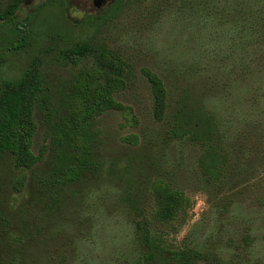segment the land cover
<instances>
[{
    "label": "rangeland",
    "instance_id": "374dc122",
    "mask_svg": "<svg viewBox=\"0 0 264 264\" xmlns=\"http://www.w3.org/2000/svg\"><path fill=\"white\" fill-rule=\"evenodd\" d=\"M93 1L29 0L17 12L26 39L0 34V89L37 61L56 105L73 72L64 51L77 43L129 66L114 95L127 111L95 120V168L79 182L51 188L50 153L18 169L0 152V264H144L146 230L166 250L162 264L181 253L192 264H264V27L245 36L264 0H105L99 9ZM11 2L0 0V12ZM77 61L91 66L95 57ZM144 69L170 93L163 122ZM182 104L216 115L220 173L203 169L202 145L168 138ZM36 120L38 155L49 140L40 112ZM159 186L185 196L168 223L155 218Z\"/></svg>",
    "mask_w": 264,
    "mask_h": 264
},
{
    "label": "trees",
    "instance_id": "16d2710c",
    "mask_svg": "<svg viewBox=\"0 0 264 264\" xmlns=\"http://www.w3.org/2000/svg\"><path fill=\"white\" fill-rule=\"evenodd\" d=\"M28 1L12 0L0 12V34L26 39V24L19 20L17 12ZM113 9L109 8V12ZM245 24V36L250 40L258 33L259 27H264V16H247ZM18 47L21 44L14 48ZM246 49H250V46ZM92 56L95 61L91 66L79 65L77 59ZM63 58L72 66L73 72L58 91V105L54 104L45 87L41 63L37 61L21 79L7 81L0 89V152L12 154L18 169H32L50 153L51 168L47 184L51 188L71 186L94 170L95 120L110 110L127 111L114 97L127 81L129 66L122 58L103 48L94 50L89 42L77 43L66 49ZM143 75L150 85L155 118L163 122L170 111V93L157 73L144 69ZM182 106L172 117L168 138L187 139L202 145L204 151L200 164L203 169L208 175L220 173L219 165L224 160L221 151L223 141L219 140L220 126L216 115L206 105H199L194 110H189L187 105ZM37 112L44 117L49 140L38 155L34 152V139L39 130ZM184 204L185 196L180 191L159 186L155 218L168 223L174 220ZM144 241L149 249L144 264H162L158 254L166 253V250L153 242L147 230ZM175 257L170 264H192L185 253L178 254L179 258Z\"/></svg>",
    "mask_w": 264,
    "mask_h": 264
},
{
    "label": "water",
    "instance_id": "95a60500",
    "mask_svg": "<svg viewBox=\"0 0 264 264\" xmlns=\"http://www.w3.org/2000/svg\"><path fill=\"white\" fill-rule=\"evenodd\" d=\"M94 5L99 9L102 8V4L105 2V0H94Z\"/></svg>",
    "mask_w": 264,
    "mask_h": 264
}]
</instances>
